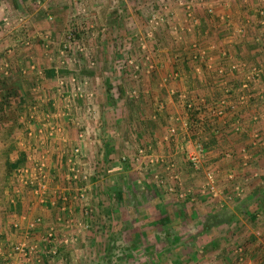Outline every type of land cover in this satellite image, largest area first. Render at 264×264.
<instances>
[{"label":"crops","instance_id":"1","mask_svg":"<svg viewBox=\"0 0 264 264\" xmlns=\"http://www.w3.org/2000/svg\"><path fill=\"white\" fill-rule=\"evenodd\" d=\"M103 1L105 5L109 2L110 11L117 6L123 13L129 11L127 0H101V4ZM179 1L163 3L165 24L159 25L152 41L143 42L138 61L126 54L121 57L126 65L128 59L136 63L133 68L137 70L122 76L124 81L126 76L131 82L132 85L127 84L130 90H119L124 95L137 92L139 98L127 109L120 107L126 109V117H114L112 125L105 129L100 128L101 111L99 116L92 115L94 108L103 110L104 106L95 105L92 93L87 94L82 84L75 97L81 102V98L89 99L86 103L90 104L81 106L79 102L76 109L91 111L79 117L60 112L71 89H63L65 85L57 82L59 77L68 76L58 74L57 68L67 64L75 72L91 74L92 61L86 67L85 55L80 54L82 59L78 55L57 64L59 57L54 59L46 49L41 50V57H34V62L28 60L26 56L34 53L35 43L41 49L44 42H49V35L58 38L59 32L47 22L48 15L47 20L41 18L38 9L23 11L21 3L18 8H11L14 16L21 15L0 29L4 35L0 39V63L7 61L8 74L16 80L19 93L25 98L30 92L34 101L25 102L21 110L14 105L18 115L15 120L0 119V243L4 249L18 242H36L38 252L44 254V238L52 230L58 236H70L73 242L60 246L63 255L44 257V264H68L66 259L74 261L75 254L95 250L97 244L87 247V237L90 242L105 237L102 247L107 254H129L134 249L158 254L161 250H157V240L164 237V242L175 249L167 247L166 254L171 257L183 250L184 264H207L208 260L217 264H264V0H194L188 16ZM148 2L157 5L156 0ZM90 8L98 14L100 5L95 0ZM2 16L0 7V21ZM123 22L121 17L122 26ZM95 25L98 28L102 22ZM108 40L93 41L92 50L99 53L97 58H101L108 43L113 44ZM193 44L200 55L195 60L189 58ZM232 64L237 65L236 70L230 69ZM250 66L260 69V79L249 82L245 89L241 84ZM218 67L223 70L221 74L216 72ZM87 68L89 71H85ZM125 70L124 65L122 72ZM105 73L108 75L103 78L110 81L114 70L108 67ZM94 75L93 72L91 76ZM51 94L62 98L55 101ZM239 94L244 98L234 113L227 111L223 117L210 120L209 108L214 100L229 95L234 100ZM122 101L120 96L115 103ZM186 101L200 111L195 121L189 118ZM88 117L94 118L93 126L87 124ZM73 124L78 129L69 137L65 129L70 131ZM82 124L91 130L86 129L88 132L78 137L79 131L87 127L82 129ZM170 128L175 129L174 133L169 132ZM64 135H68L66 139L60 137ZM74 145L83 153L78 157L79 170H84L83 164L88 161L91 177L76 182L73 188L62 178L71 182L66 176L67 161L69 148ZM138 149L143 152L137 154ZM41 150L47 153L44 158ZM20 154L25 160L14 164L11 175H6L5 160L13 162ZM190 154L198 156L196 167L188 159ZM40 160L44 163V176L38 179L46 176L44 181L51 187H59L62 180L60 195L73 199L64 211L56 207L60 203L54 202L55 196L48 189L35 192L30 187L31 194L25 195L27 187L12 186L11 176L16 169L29 168L37 174L34 168ZM208 172L212 175V189L207 184ZM78 188L83 191V198L76 196ZM13 201L19 209L10 211L8 207L14 206ZM95 215L106 221L108 233L93 231L87 235L84 227L90 225ZM152 239L154 244L149 243ZM239 245L244 250L241 262L232 253ZM179 258L182 256L165 258L163 263L183 264ZM142 259L140 264H144L145 257ZM18 263L22 264L21 259Z\"/></svg>","mask_w":264,"mask_h":264},{"label":"rangeland","instance_id":"2","mask_svg":"<svg viewBox=\"0 0 264 264\" xmlns=\"http://www.w3.org/2000/svg\"><path fill=\"white\" fill-rule=\"evenodd\" d=\"M18 1V0H17ZM22 7L23 4L21 2V0H19ZM28 2V6L30 7V9H38V11H41V18H45L46 19V15L50 16V19L47 20V22H49L50 26L52 25L53 27H55L57 29V31L59 32L58 38H56V36L54 37H50L49 35V39L47 38L46 40H49V42H44L45 46L40 49V46L38 45V43H35L36 46L34 47V53H29L27 54V59L31 60L33 59L32 62H34V57H41V50H50V53L53 54V58L55 59V57H59L58 58V63H60V61H63V59H72L75 56L77 57L78 55H85L83 58L86 59V67L88 65L89 67V63L92 61L93 65L91 66V74H84V73H80V72H75L74 71V67H70L68 68L67 64H62L66 67L64 68H57V73L58 74H64V75H73L74 77H76V80L78 82H80V84L82 83L83 80H85L86 83L82 84L81 86L85 87L87 90V94L90 92L92 93V100L94 101L93 103H97V105L99 106H104L103 110H97L94 108L93 112L94 114L93 117H95L96 115L99 116V112L101 114V117H105L104 119H107L106 124L102 123V125H100V128L103 126L104 129L108 128L109 126L112 125V122L114 120V117L116 116H122V114H124L122 117H126V109L127 106H130V103H133L136 99L139 98V95L137 96V92L135 93H128V94H121L119 87H125L127 88V90H130V88L127 86V84L132 85L130 81H127V77L125 76L123 80L122 76L123 74H128V71H132V70H137L134 67V65L136 63V60L138 61L140 58V48L138 47V45H140L142 42L144 41H152V37L154 35V32H158L159 30V26L157 28H155L153 30V35L151 37H147L146 36V32L147 30L151 27L149 26L150 21L148 22V20L150 19L151 15L155 12L157 13H161V15L163 16V18L165 19L164 15L165 13H162L163 10V6H165V4H163L164 2H168V0H156V3H153L154 5L151 4V2H148L149 0L143 1V0H127L126 2L129 1L128 5L129 8L126 13H123V9L121 10L120 6L117 7H113V11L115 12V15L112 14V12L110 11L109 8V2L107 5H105V1H103V4H101V0H96L97 3H99L100 8H97V11L99 12L98 14H95L94 12H92V9L90 8L91 5H93V2L95 0H24ZM23 1V2H24ZM188 1L191 6L192 2H194V0H180V5H182V7H185V2ZM144 2H148V4H144ZM186 2V3H188ZM112 3V1H111ZM116 3V1H113V5ZM162 3V4H160ZM103 5V6H102ZM0 7L2 8V13L3 16L6 17V21L7 23H12L14 21V19H16L18 17V15L20 13H18L17 15H13V13H11V8H14L11 5V0H0ZM21 7V8H22ZM120 9V11L118 13H116L117 9ZM154 9V11H153ZM152 10V11H150ZM108 13V14H106ZM21 15V14H20ZM2 16V17H3ZM1 17V18H2ZM118 17V18H117ZM121 17H123L124 19V25L122 26L121 24ZM109 21V22H108ZM110 21H112L110 23ZM115 21H117V23H115ZM2 21H0L1 23ZM95 22H102V25L99 26L98 28H96ZM165 23L163 22V25ZM24 25V23H23ZM114 25V27L112 26ZM149 26V27H148ZM6 25L2 24L0 26V29H5ZM62 32V34H61ZM3 32H0V36L3 40L4 35H2ZM26 34V33H25ZM99 39V38H107L109 39V42H113V44H111V46L109 45L110 43H108V45L106 46V48L104 49V53L103 55H100L101 58H97V55L99 54L98 52H95L92 50V44L93 41H95V39ZM50 39L52 40V42L50 41ZM61 39V42H60ZM1 40V41H2ZM73 41H75L74 43H72ZM111 42V43H112ZM4 41L1 42V44L3 45ZM43 44V45H44ZM66 45V46H65ZM65 46V47H64ZM1 47V45H0ZM10 47V46H9ZM80 48V50H79ZM85 48V49H84ZM33 49V48H32ZM94 49V48H93ZM95 50V49H94ZM59 51L62 53H59ZM23 53H27L25 50L23 51ZM128 55L127 57L132 59H135L134 62L132 63H128L127 65L125 64L124 61H122V58H124V55ZM28 56H31V58H28ZM81 57V56H80ZM122 57V58H121ZM82 59V57H81ZM119 59V60H117ZM1 64V63H0ZM82 64V63H81ZM83 65V64H82ZM125 65V71L122 72V68ZM61 66V64H60ZM108 67L112 68V71L114 70V73L112 74V76H110V81L108 78V82L111 86V89L106 91V79L107 78H103L106 77L108 74H103V72H108ZM24 68V67H22ZM25 69V68H24ZM130 69V70H128ZM32 71H34L35 69L32 68L30 69ZM85 71H89V69L87 68V70L85 69ZM94 75L91 76L92 74ZM9 73V72H8ZM6 75H9V74ZM6 75L1 74L0 72V77L3 78H10L11 81V77L10 75L6 77ZM82 75V76H80ZM133 79H137L133 78ZM131 79V80H133ZM128 82V83H127ZM37 83V82H36ZM49 86H51V88L53 89L55 86L53 85V83L51 82L49 84ZM76 86L77 84L75 83L74 85L72 84H68L65 83V88L63 89H71L70 93H74V91L76 90ZM32 87V84L29 85V88ZM83 88V89H85ZM50 89V88H49ZM45 90V89H44ZM45 93V92H44ZM47 95V94H46ZM75 95V94H74ZM31 94L30 92L27 91V95L24 98L25 102H32L34 101V99L31 98ZM120 96H122L123 101L121 103H119L118 105H116L115 100H118L120 98ZM124 96V97H123ZM137 96V97H136ZM52 99H54L56 101V99H61L62 97H55V95L51 94ZM15 98H11L9 99L8 105L9 110L7 109V106L5 107V114H4V118H6L7 116H12L13 114L16 113L15 109H14V105L16 104L14 101ZM69 99V103L68 101L65 102V105L62 106L61 111L63 114H66L70 116L72 114H74L76 117L82 116V113L87 114L88 112L91 111V109H84V112H82L81 109H76L77 106H79V102L80 105L82 106L83 103H85L87 106H89L90 103H86L89 101L85 100L83 98H81L83 101L81 102L79 100V97L76 98L75 96L71 99L68 97ZM92 104V102H91ZM96 105V104H95ZM124 106L126 109L121 110L120 107ZM91 107V105H90ZM99 109V108H98ZM125 111V112H123ZM81 112V113H80ZM18 115H16L17 117ZM94 118L92 117H88L87 121H88V125L89 126H93V120ZM103 119V120H104ZM92 120V121H90ZM112 121V122H111ZM101 124V123H100ZM84 126H87L85 124H82V129ZM107 126V127H105ZM76 125H72L70 126V131L68 129H65V134L69 133V137H73L72 134L73 132L76 133ZM85 128V127H84ZM92 128V127H90ZM90 132L91 129H89V127L87 126L84 131H86V133L88 132L87 130ZM119 129V127H118ZM68 136V135H67ZM66 135L64 136H60L63 138H67ZM75 136V135H74ZM76 139V137H74ZM45 141H49V139H46ZM53 146V143H50ZM68 149V147L66 148ZM41 154H42V150H41ZM93 153H91L92 156ZM88 161L86 163L83 164V166L85 167L84 170L88 173L89 170V165H88ZM68 167V166H67ZM69 170H67L68 172ZM67 172L65 174H67ZM70 172V171H69ZM68 172V173H69ZM22 175V174H21ZM15 176H17L15 178ZM69 179L68 174L66 175ZM29 177V176H28ZM26 176H18L17 173L12 174L11 179H12V186H17L20 185V188L22 187V189H24L23 187H27L26 191L27 193L25 195H28L29 193L31 194V189L35 188L36 190H38V192L44 191L45 189H48L52 195H54V202H58L61 205V201L60 200V194L61 192L59 191V188H61L62 185V180L63 183H68L69 187H73L75 183V180H71L69 179L71 182H69L66 178H62V180H60V183H58L59 187H55V185H53V187H51L52 185L47 184L44 179L39 180L38 178H33V176H31V178H27L26 180ZM24 181L30 182V183H24ZM40 185H44L45 188H41ZM64 186H68V185H64ZM11 187V186H9ZM16 187V188H17ZM74 188V187H73ZM69 189V188H68ZM71 189V188H70ZM23 193H21L22 195ZM72 194V191H71ZM35 196H38L37 194H34ZM44 193L41 194V196L43 197ZM24 196V194H23ZM57 196H59L57 198ZM62 197V196H61ZM71 198V197H70ZM72 199V198H71ZM66 200L65 201V205H71L73 203V199L71 200ZM69 201V203H68ZM67 209V208H66ZM68 210H71V206L68 207ZM54 211V210H53ZM87 211V210H86ZM55 212V211H54ZM88 212V211H87ZM81 214H83V211H81ZM92 221H90V225L88 227H84L85 231H88V234L90 232L93 231H101L100 234H106L108 233V226L105 220L100 221V219L98 220L96 215L93 216ZM81 220V219H79ZM80 225H83L82 222H80ZM88 225V223H87ZM68 228V227H66ZM83 229V228H82ZM32 234V233H31ZM33 235V234H32ZM102 240L97 239L94 240V242H90L89 237L85 238V240H87L86 245L87 247H91L92 245H98L96 247L95 250L91 249L92 251H89L86 254L83 255H76L74 256V261L71 259H66L69 263L68 264H140L143 262V257H145L144 260V264H168L167 262L163 263L164 260H166L165 258H173L174 256H182V259H180L179 263H183V261L185 260V257H183L184 253L183 250L182 252H179L176 255H172L170 257V255L166 254V251L169 252V250H167L166 248H170L172 247V250L174 251V247L170 246L169 242H164L165 239L164 237H160L158 238L156 245H157V250H161V253H155V252H150V253H143L142 251L139 253L137 251V249H134L133 251H129V254H120L121 252H115L112 254H107L106 250L103 249L104 246L102 247V245L106 244V238L105 237H101ZM122 240H119L118 245H120ZM148 242V239H147ZM171 242V241H170ZM151 244H154V240L152 239L151 242H149ZM134 245V244H133ZM132 245V246H133ZM135 246V245H134ZM4 247V245H3ZM102 247V248H101ZM121 247V246H120ZM131 247V246H130ZM133 248V247H131ZM153 245L151 248V251L153 250ZM178 248V247H177ZM164 249V250H163ZM179 249V248H178ZM142 253V254H141ZM64 251L60 253V255H63ZM169 254V253H168ZM59 255V256H60ZM64 256H62L63 258ZM69 257V255H68ZM67 258V257H66ZM70 258V257H69ZM140 259V261H139ZM178 260V259H177ZM183 260V261H182ZM73 261V262H72ZM179 261V260H178ZM186 261V260H185ZM66 264V263H65ZM184 264V263H183Z\"/></svg>","mask_w":264,"mask_h":264},{"label":"built area","instance_id":"3","mask_svg":"<svg viewBox=\"0 0 264 264\" xmlns=\"http://www.w3.org/2000/svg\"><path fill=\"white\" fill-rule=\"evenodd\" d=\"M185 12L188 16L189 10H190V5L185 4ZM210 11V10H208ZM260 14H262V10L259 11ZM47 19H50V16H47ZM2 23L4 25L7 24L6 21V17H2L1 18ZM149 26H151L147 32H146V36L147 37H151L153 35V30L155 28H157L160 24L163 23V21H165V19L163 18V16L161 15V13H153L150 17V19L148 20ZM148 26V27H149ZM75 41H73L72 43H74ZM66 46V45H65ZM64 46V47H65ZM143 42L139 45V48L142 49L143 48ZM191 51H190V55L189 58L192 60H195L196 58H198L199 55V50L198 48L195 46V44L191 45L190 47ZM80 50V48H79ZM62 53V51L60 52ZM127 62L130 64L132 62V60H127ZM133 63V62H132ZM8 63L6 60H2L1 64H0V72L3 75H6L8 73ZM134 67H137L136 64L134 65ZM237 65H230V69L232 70H236ZM32 69V67H31ZM217 74H221L223 72V70L221 69V67H218L216 69ZM176 74V72L174 73ZM260 79V69L254 66H250L248 68V72H244V77L242 80V84L241 86L245 89L248 88V83L252 82V81H258ZM57 82L62 86L65 85V83L68 84H72L74 85L75 83L77 84L76 86V90L79 91L80 87L79 84L80 82H78L76 80V77L72 76H67L65 78L59 77ZM83 84V81L82 83ZM76 95V91H74V93H70L69 98L72 101V98ZM80 96V94H78ZM244 95L239 94L237 95V98L233 100L232 96H221L219 98H217L216 100H214V102L212 103L211 107L209 108V113L215 117L221 118L225 115V113L228 111L229 113H234V110L237 106V104L241 103V101L243 100ZM69 103V100H68ZM70 105V103H69ZM195 104L191 103L190 101H186L185 102V107L188 110H192ZM174 128H170L169 132L170 133H174ZM86 133V131L80 130L78 133V137H82L84 136V134ZM143 151L142 149H138L137 150V154H141ZM44 156H47L46 151L42 152L41 154V158H44ZM83 156L82 150L80 147L78 146H71L69 148L68 151V164H69V179L71 180H75V183L78 181H84L87 179V177L89 176V174L85 171V170H79L78 168V164H80V160L78 157ZM188 159L190 161V163L192 164L193 167H196V165H198L199 163V159L197 154H190L188 156ZM43 168H44V163L42 160L39 161V163L35 166L34 170L36 171L34 174L32 173L29 168H18L16 169V172L18 176H26L27 178H31V176H33V178H43ZM22 174V175H21ZM29 176V177H28ZM26 178V180H27ZM46 178V176H45ZM207 178V184L209 186L210 189L213 188V183H212V175L211 173H207L206 175ZM24 183H30L27 181H24ZM41 188H45L44 185H40ZM36 192V189H35ZM76 196L78 198H83V191L78 188L77 189V194ZM75 196V197H76ZM61 201V205L56 203H51L53 205H56V207L62 211L65 210L66 205H65V201L66 198L65 197H60ZM84 213H87L86 210H84ZM38 221V219L36 220ZM13 226L16 227L17 224L13 223ZM33 226V223H32ZM31 226V227H32ZM30 227V228H31ZM44 243L46 242V250L44 251V254L42 252H38L37 250V245L36 242H32L30 244H26L25 242H18L13 244L10 248L8 249H4L3 245L0 243V264H19L18 263V259H21L22 264H29V263H35V264H44V257H47L49 259H52L53 257L57 256L58 252L57 249L61 246H65V245H69L72 244V239L70 238V236L68 235H62V236H58L57 234H55L52 230H49L46 233V236L44 238ZM243 247L239 246H235L232 250V253L235 257V259L238 262L243 261ZM61 259V258H59ZM207 264H217L215 261L213 260H208ZM224 264V263H222Z\"/></svg>","mask_w":264,"mask_h":264},{"label":"trees","instance_id":"4","mask_svg":"<svg viewBox=\"0 0 264 264\" xmlns=\"http://www.w3.org/2000/svg\"><path fill=\"white\" fill-rule=\"evenodd\" d=\"M24 0H21L22 4H23V7H22V10L23 11H27L28 12V9L30 8L28 6V2L27 1H24ZM19 3L20 1L18 0H11V5L14 7V8H18L19 6ZM119 60V59H117ZM17 83H16V80L14 78L11 79L10 81V78H3V77H0V119H4V114H5V107L8 106V102H9V99L11 98H15L14 101H15V105H17V108L20 110L21 109H24V105H25V101H24V97L21 95V93H19V87H17ZM107 90H109L111 88L109 82H108V79H106V87H105ZM18 91V93H17ZM189 113V118L190 120L192 121H195V119H197V115L198 113L200 112L198 108H194L190 111H187ZM210 116V120L214 119V118H217L218 117H215L211 114H209ZM7 118L9 119H12V120H15L16 118V114H13L12 116H7ZM105 117H101V120H102V123H105L107 122V119H104ZM104 119V120H103ZM23 160H25V157L20 154L13 162H10L9 160L6 161L5 160V172H6V175L10 176L11 175V171H10V168L14 165V164H21L23 162ZM93 176V175H92ZM91 176L89 175L87 178L89 179ZM87 180V179H86ZM85 180V181H86ZM3 180H1L2 182ZM81 182H84V181H78V183H81ZM1 184V183H0ZM14 202V201H13ZM16 202V201H15ZM15 202L13 203L14 206L10 205L8 208L10 211L13 210H18L19 207L18 205L16 206L15 205ZM2 236V234H1ZM60 250H61V247H59L57 249V252L58 254L60 253Z\"/></svg>","mask_w":264,"mask_h":264}]
</instances>
